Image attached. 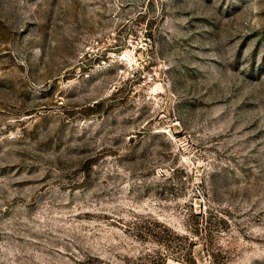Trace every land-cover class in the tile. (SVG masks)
Wrapping results in <instances>:
<instances>
[{"label":"rangeland","instance_id":"1","mask_svg":"<svg viewBox=\"0 0 264 264\" xmlns=\"http://www.w3.org/2000/svg\"><path fill=\"white\" fill-rule=\"evenodd\" d=\"M0 264H264V0H0Z\"/></svg>","mask_w":264,"mask_h":264}]
</instances>
